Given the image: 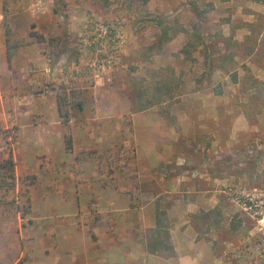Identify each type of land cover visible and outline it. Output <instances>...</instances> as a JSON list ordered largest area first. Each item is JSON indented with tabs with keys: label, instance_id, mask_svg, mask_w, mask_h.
<instances>
[{
	"label": "rangeland",
	"instance_id": "obj_1",
	"mask_svg": "<svg viewBox=\"0 0 264 264\" xmlns=\"http://www.w3.org/2000/svg\"><path fill=\"white\" fill-rule=\"evenodd\" d=\"M2 29L15 57L0 81V159L16 163L17 200L0 204V264L45 250L64 264L68 251L98 247L90 238L109 209L88 189L76 207L69 190L79 178L104 186L117 172L118 216L149 225L139 195L158 153L166 179L191 169L225 179L218 207L203 212L219 222L225 264H264V0H0ZM64 90L84 103L63 127L67 168L103 176H72L41 145L47 135L31 138L39 112L25 106L53 104ZM237 197L254 198L258 214ZM168 211L157 209L170 222Z\"/></svg>",
	"mask_w": 264,
	"mask_h": 264
},
{
	"label": "crops",
	"instance_id": "obj_2",
	"mask_svg": "<svg viewBox=\"0 0 264 264\" xmlns=\"http://www.w3.org/2000/svg\"><path fill=\"white\" fill-rule=\"evenodd\" d=\"M9 45L10 39L6 36L5 30L2 29L0 31V81L2 75H4L2 72L5 71L6 63L14 61L15 56H13ZM34 56L31 58V54H29L26 57L30 64L32 61L35 63ZM25 107H28L31 112L32 110L33 112H39V115L31 124L35 128L31 138L38 140L36 143L38 144L42 139V133L45 136L47 135L48 140L44 144H40L47 147L48 153L55 151L61 153L60 161L67 168L70 156L67 151L65 152L66 143L63 133V127L65 126L59 114L57 98L53 104L50 102L47 105L44 101L43 105L31 104ZM5 112L4 95L0 89V121L5 120ZM46 112L52 115L47 117ZM42 128L58 129V132L54 136L53 131H42ZM150 159L154 161L155 166L152 165L153 168L148 169L143 176L141 181L142 190L139 195L141 209L144 213H148L151 218L149 225H147L145 219H140L137 222L134 218H121L118 216L117 172L111 175L114 180L110 181L109 184L104 182V186L96 180L93 183L90 180H79L80 178L73 181L74 184L68 190L70 194L77 195L76 207H85L86 201L80 197V194L88 189L95 194L94 205L106 206L109 213L107 217L98 222L99 227L95 226L96 238H90L91 241H95L92 244L98 247L94 250L85 248L80 250L79 254H76L75 251H68V260H64V264H225V239L217 233L216 223L219 224V222L213 218L206 219L203 216V212L206 213L218 207V197L221 194L225 179L223 177L215 178L212 174L210 175V173L201 169H191L192 171L186 172L191 173L188 176L181 172L166 179L167 172L160 170L162 169L160 166L166 165V154L158 153ZM52 162L54 165L58 164V157H54ZM54 169L56 170L57 167ZM67 169L72 176H103V172L98 174L95 170L78 168L76 171ZM164 174L165 176H163ZM107 191L110 194L109 200L101 197V193ZM132 199L134 200V197ZM125 208V213L128 214L130 206L128 205ZM159 208L170 210L168 211L169 224L171 225L170 241L173 246V251L170 253H173V256L171 255L168 259L159 252L151 254L146 248L149 238H146L144 232L151 230L152 233L156 228V212ZM152 217H155V219L152 220ZM119 222L126 226L124 236L118 233ZM101 226H104V228ZM138 232L140 237H138ZM37 255L39 256H35L39 260L30 261L28 264H53L52 255L48 251H40Z\"/></svg>",
	"mask_w": 264,
	"mask_h": 264
},
{
	"label": "trees",
	"instance_id": "obj_3",
	"mask_svg": "<svg viewBox=\"0 0 264 264\" xmlns=\"http://www.w3.org/2000/svg\"><path fill=\"white\" fill-rule=\"evenodd\" d=\"M34 36L37 37L39 42L46 41L42 35L33 34V37ZM74 97H76V94L73 93L71 98L66 90L59 93L57 96L59 114L65 127H68L73 119L77 117V114L84 112L83 101L79 99L77 100ZM73 110H75V114H73ZM65 137L67 138V136ZM67 142L68 141H66V143ZM16 188V163L11 154L8 158L0 159V204L11 206L16 205L17 199L15 197L10 199V196L16 191ZM17 208L20 209L19 206H17ZM165 217V212H157L156 228L152 231L146 244V248L151 254L157 252L161 253V250L169 252L173 251V246L170 241L171 225Z\"/></svg>",
	"mask_w": 264,
	"mask_h": 264
},
{
	"label": "built area",
	"instance_id": "obj_4",
	"mask_svg": "<svg viewBox=\"0 0 264 264\" xmlns=\"http://www.w3.org/2000/svg\"><path fill=\"white\" fill-rule=\"evenodd\" d=\"M236 201H237V203L240 206L244 207L246 210H253V209H255V211H254L255 214H258V209H259L260 206H259L258 202L254 198L244 199L242 197H237L236 198ZM262 221H264V218H263Z\"/></svg>",
	"mask_w": 264,
	"mask_h": 264
}]
</instances>
